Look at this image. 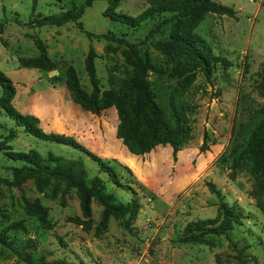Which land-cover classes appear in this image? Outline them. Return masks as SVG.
Returning a JSON list of instances; mask_svg holds the SVG:
<instances>
[{
  "label": "rangeland",
  "instance_id": "374dc122",
  "mask_svg": "<svg viewBox=\"0 0 264 264\" xmlns=\"http://www.w3.org/2000/svg\"><path fill=\"white\" fill-rule=\"evenodd\" d=\"M86 1L0 0V72L15 87L12 105L19 112L39 117L46 133L72 136L112 161L124 185L131 183L133 189L113 185L79 151L26 134L0 107V231H6L14 245L12 250L0 244V264H264V210L252 195L255 177L232 169V154L246 147L256 111L264 105L256 88L264 65V0H215L234 8L237 16L208 13L195 31L219 60L210 77L195 67L181 76L174 71L175 75L165 78L149 73V80L158 87L178 85L180 79L187 84L192 134L177 161L169 145L143 157L132 155L117 138L116 107L93 115L73 101L65 86L67 71L74 67L82 86L93 91L86 71L91 47L101 92L128 87L136 53L148 54L155 63L173 69L176 64L154 47L169 39L171 27L154 32L156 20L135 27L115 20L120 14L138 17L149 7V0H93L80 19L81 26L35 24L40 17L79 13ZM39 41L55 63L54 71L27 67L28 61L40 55ZM52 72L57 73L53 76ZM2 95L0 88V99ZM158 100L166 104L164 94ZM205 136L209 151L201 153ZM31 151L44 160L49 152L83 158L89 179L100 177L117 201L138 199L142 209L131 228L111 218L97 237L103 207L96 201L92 227L83 228L81 201L75 191L65 195V185L43 169H26L23 162L8 157V153ZM48 164L44 162L52 169ZM15 169H22L18 177ZM16 179H23L20 185ZM209 183L222 192L225 203L240 210V219L228 234L200 235L197 231L198 223L214 219L220 206ZM33 205L47 208L46 222ZM192 236L206 242H193Z\"/></svg>",
  "mask_w": 264,
  "mask_h": 264
},
{
  "label": "trees",
  "instance_id": "16d2710c",
  "mask_svg": "<svg viewBox=\"0 0 264 264\" xmlns=\"http://www.w3.org/2000/svg\"><path fill=\"white\" fill-rule=\"evenodd\" d=\"M92 1L87 0L79 13L67 12L61 16L40 17L35 21V24L37 27H60L68 23H76L81 26L80 19L86 8L91 6ZM148 4L149 7L136 18L120 14L114 16L115 20L132 27L148 20H156L154 32H159L166 26H170L169 39L154 43V47L165 58L176 64L173 69L155 63L148 54L141 56L136 53L135 69L128 87L101 92L95 66L96 53L91 47L86 59V71L93 91L90 93L82 86L74 67H70L67 71L65 86L73 101L93 115L100 116L103 111L116 107L119 117L117 138L122 141L132 155L143 157L160 146L169 145L172 148L173 159L177 161L178 153L190 141L192 134V127L187 115L191 109V103L185 96L187 84L180 79L178 85L158 87L157 84L149 80V73L152 72L159 78H165L175 75L174 71L176 75L181 76L186 69L195 67L202 69L210 77L214 64L219 60L215 57L210 45L195 31L208 13L236 18L237 12L234 8L215 0H149ZM0 34H3L1 27ZM88 36L93 37V34L88 33ZM38 49L39 57L28 61L27 67L42 71H54L56 65L47 55L41 41L38 42ZM222 62L225 66H230L227 61ZM54 79L58 80L57 77ZM0 88L3 90L0 99L1 109L9 118L16 121L26 134L43 142L79 151L86 158L95 162L100 167V171L108 175L113 185L118 188L126 186L133 189L131 183L124 185L120 172L112 165V161L96 155L72 136L46 133L41 128L39 117L19 112L12 105L16 94L15 87L11 79L2 72H0ZM256 88L259 95L264 98V65ZM162 94L166 96V104L158 100ZM207 151H209V145L207 136H205L200 152ZM8 157L14 161L23 162L26 169H43L48 176L65 185V195L75 191L81 201L83 218L79 222L83 228L90 229L92 227L93 202L99 203L103 207V211L96 231L97 237H100L107 229L111 218L119 219L123 227L130 229L142 209L140 201L136 198L128 203L117 201L115 194L108 191L105 182L100 177L95 176L90 180L83 158L68 159L49 152L44 160L36 151L8 153ZM46 161L47 164L53 166L52 169H47L48 166L44 165ZM122 168L132 175V171L128 167L122 166ZM232 169L235 172L248 171L255 177L252 195L264 210V105L256 111L254 128L249 135L246 147L238 154H232ZM21 172L22 169H15V176L18 177ZM22 180L18 179L17 181L16 179L15 184L20 185ZM208 188L212 194L218 196L220 206L214 219L202 220L198 223L197 231L200 232V235L228 234L240 219V210L238 207L229 206L224 202L222 192L215 184L209 183ZM32 209L42 221L46 222L47 208L33 205ZM201 238L192 236L190 240L197 243L206 242ZM0 244L14 250V245L9 241L6 231H0ZM29 263L32 264L30 261Z\"/></svg>",
  "mask_w": 264,
  "mask_h": 264
},
{
  "label": "water",
  "instance_id": "95a60500",
  "mask_svg": "<svg viewBox=\"0 0 264 264\" xmlns=\"http://www.w3.org/2000/svg\"><path fill=\"white\" fill-rule=\"evenodd\" d=\"M57 72H52V75L55 76Z\"/></svg>",
  "mask_w": 264,
  "mask_h": 264
}]
</instances>
